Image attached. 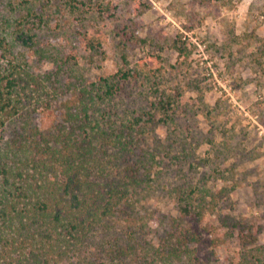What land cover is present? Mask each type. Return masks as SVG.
<instances>
[{"label": "rangeland", "instance_id": "obj_1", "mask_svg": "<svg viewBox=\"0 0 264 264\" xmlns=\"http://www.w3.org/2000/svg\"><path fill=\"white\" fill-rule=\"evenodd\" d=\"M28 11L42 19L29 24L37 27L32 47L14 32ZM0 37L9 49L3 63L20 65L38 113L45 93L121 81L109 109L114 118L157 114L148 138L173 147L157 158L166 179L189 176L220 191L207 224L217 234L214 264L253 261L249 250L264 245V0H0ZM161 99L171 100L168 115ZM142 206L145 242L157 246L175 204L157 190ZM225 215L239 226H224ZM113 223L121 236L123 221ZM139 255L128 264H160Z\"/></svg>", "mask_w": 264, "mask_h": 264}, {"label": "trees", "instance_id": "obj_2", "mask_svg": "<svg viewBox=\"0 0 264 264\" xmlns=\"http://www.w3.org/2000/svg\"><path fill=\"white\" fill-rule=\"evenodd\" d=\"M34 16L28 11L14 31L29 47L35 36L29 32L37 28L30 22L42 23ZM0 50V264H128L139 254L160 264H214L210 247L217 234L207 224L220 191L189 176L166 179L157 158L173 147L148 138L157 114L114 118L109 102L122 89L114 76L40 95L38 113L20 65L3 63L9 49L2 37ZM122 75L120 80L129 78ZM171 104L161 99L158 110L168 115ZM157 190L174 202L177 216L156 246L145 242L146 221L139 213L143 199ZM116 219L123 221L121 236L111 233ZM219 220L240 224L227 215ZM250 250L253 261L237 264L263 260L264 245Z\"/></svg>", "mask_w": 264, "mask_h": 264}]
</instances>
